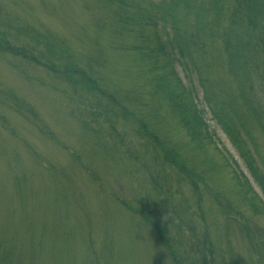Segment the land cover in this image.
Returning a JSON list of instances; mask_svg holds the SVG:
<instances>
[{"label":"rangeland","instance_id":"374dc122","mask_svg":"<svg viewBox=\"0 0 264 264\" xmlns=\"http://www.w3.org/2000/svg\"><path fill=\"white\" fill-rule=\"evenodd\" d=\"M95 2L0 0V32H6L4 24L10 22L51 34L74 62L86 69L91 64L98 84L175 148L206 187L198 183L195 194L186 182L178 183L175 171L159 170L162 162L156 163L151 146L146 149L148 140L137 134L138 127L110 112L121 115V108L105 100L97 105L45 69L0 55V264H174L154 231L140 217L129 215L122 203L163 227L184 264H190L205 237L216 264H256L246 228L264 231V220L241 206L229 179L206 173L161 96L150 98L153 90L142 76L143 67L132 55L116 52L109 33L98 31ZM20 39L24 42L25 36ZM31 39L25 41L34 45ZM122 45L130 48L133 42L123 40ZM40 49L45 51L44 46ZM97 50H103L101 58ZM57 58L52 54L41 61L69 64ZM96 59L103 60L100 66L94 64ZM176 74L185 87H194L215 145L232 170L235 160L250 179L205 107L196 77L190 81L179 66ZM12 95L22 108L6 99ZM217 193L224 207L237 215H223L215 203ZM251 233L264 263L261 233Z\"/></svg>","mask_w":264,"mask_h":264},{"label":"trees","instance_id":"16d2710c","mask_svg":"<svg viewBox=\"0 0 264 264\" xmlns=\"http://www.w3.org/2000/svg\"><path fill=\"white\" fill-rule=\"evenodd\" d=\"M95 4L99 12L98 31L109 33L118 46L116 52L132 55L134 63L143 67L142 76L153 90L150 98L161 96L168 115L185 133L191 151L201 158L206 173L229 179L232 193L241 206L252 216L264 220V201L250 181L264 196V0H96ZM4 25L7 31L0 32V55L45 69L74 91L80 89L91 96L97 105L105 100L107 105L121 108V115L114 109L110 112L115 119L121 117L138 127L137 134L148 140L146 149L151 146L156 163L162 162L159 170L165 167L175 171L178 183L186 182L195 194L199 193L198 183L206 187L205 181L188 167L175 148L161 141L145 120L121 107L123 103L118 96L109 94L98 84L91 64L87 69L82 68L65 48L57 47L51 34L10 22ZM21 36L32 37L34 45L25 39L22 42ZM123 40H131L132 47L125 48ZM40 46H44L45 51ZM102 51H95L97 58L102 57ZM52 54L69 64L59 67L55 62L41 61ZM96 60V67L100 66L98 61L103 62ZM176 66L190 81L196 77L205 107L237 152L250 179L235 160H232L235 166L232 170L216 147L215 133L205 120V111L199 109L195 89L183 85L177 77ZM6 99L17 108L23 107L16 96ZM131 114L132 120H129L127 116ZM88 126L84 124V128ZM110 129H114L113 124ZM151 183H155L154 178ZM217 194L215 203L223 210V215H237L231 207H224L221 194ZM122 207L132 216L140 217L154 231L158 243L168 251L174 264H184L172 248L167 231L151 220L149 214L124 203ZM246 229L252 246L250 252L257 260L254 262L264 264L251 233H261L260 239L264 241V231ZM205 238L197 245L196 256L191 257L190 264H216L213 246Z\"/></svg>","mask_w":264,"mask_h":264}]
</instances>
